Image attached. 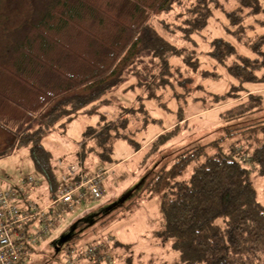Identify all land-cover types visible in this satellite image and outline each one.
Wrapping results in <instances>:
<instances>
[{
    "label": "trees",
    "instance_id": "trees-1",
    "mask_svg": "<svg viewBox=\"0 0 264 264\" xmlns=\"http://www.w3.org/2000/svg\"><path fill=\"white\" fill-rule=\"evenodd\" d=\"M74 1L78 5L76 8L87 6L118 25L119 34L114 41H107L88 31L80 21V10L77 12L72 8L71 0H58L56 8L46 11L42 21L31 27V32L12 58L0 63V158L16 147L27 146L46 137L61 119L70 121L91 105L94 110L110 104L106 96L122 85L128 74L141 78L139 84L144 93L139 96L138 105L122 109L120 121H105L102 117L95 127H88L85 138L90 144L82 147V155L97 153L100 162L110 164L109 168H112L115 166L116 141L124 139L136 152H140L142 146L135 137L152 121L144 102L153 101L161 109H166L165 94L172 92L180 103L178 126L164 132L148 146L147 156H153L179 134L180 123L187 121L184 107L194 90L204 91L201 83L193 88L198 81L197 75L200 74L204 81L219 77L218 72L202 70L196 49L177 45L179 40L191 45L195 43L194 36L207 28L213 17L212 8L218 0H161V4L148 9L146 15L135 23L122 22L110 16L97 3L98 0ZM233 1L239 6L226 14L230 23L228 32L238 43L250 45L260 58L237 54L236 47L222 38L211 43L208 55L216 63L226 66L227 72L238 83L232 85L226 94L213 95L212 101L218 106L237 102L220 114L222 121L228 124L226 136L187 151L178 158L170 172L162 168L149 184V191L161 196V226L155 232V238L176 252L181 264H264V205L258 200V190L252 179L254 172L264 177V121L244 130L247 143L242 144L238 137L230 142L240 130L231 124L262 111L264 104L262 93L245 88V85L262 80L257 73L264 68V36L249 38L243 26L249 17L264 13V0ZM57 20L95 39L108 52L101 60L68 47L55 34ZM49 47L72 54L86 65L87 70L76 75L63 73L45 60ZM235 56L238 60L227 65L228 59ZM24 60L36 62L59 74L65 85L49 91L34 84L28 76L22 75ZM175 60L180 62L179 66L174 65ZM15 84L26 87L30 93L22 95ZM209 148H214L216 153L208 155ZM32 154L38 173L50 187L51 194L46 196V201L51 202L59 190L54 164L42 145L34 147ZM201 159L203 161L195 165L186 178L187 167ZM87 204L95 202L84 205ZM114 218L115 215H111L105 218V222ZM68 246L72 250L77 248L72 244ZM119 246L116 243L110 252ZM35 251L36 248H32L31 252ZM96 255L95 259L89 257L91 263L98 260L96 264H101L102 259H98V253ZM29 261L31 258L23 259L21 264Z\"/></svg>",
    "mask_w": 264,
    "mask_h": 264
},
{
    "label": "rangeland",
    "instance_id": "rangeland-1",
    "mask_svg": "<svg viewBox=\"0 0 264 264\" xmlns=\"http://www.w3.org/2000/svg\"><path fill=\"white\" fill-rule=\"evenodd\" d=\"M57 2L58 0H0V63L8 62L12 58L15 50L31 32V27L42 21L48 9L56 8ZM97 3L110 16L122 22L135 23L146 15L148 9L161 4V0H98ZM71 5L77 12L80 10V21L88 31H92L98 37H104L107 41H114L117 38L120 28L111 23L107 17L99 15L87 6L76 8L78 5L74 0H71ZM238 6V3L233 0H218L217 5L212 8L213 17L209 25L203 32L194 36L195 43L191 45L183 40L178 41L177 45L180 47L196 49L202 70L218 72L219 77L217 80L204 81L200 74L197 75L198 81L193 88L195 89L201 83L204 91L194 90L192 98L188 99L184 107L187 121L180 123L181 128L177 137L164 145L161 151L153 156H147L150 151L148 146L154 140L164 132L171 131L178 126L177 111L180 103L176 101L172 92L165 94L166 109H161L153 101L144 102L152 121L135 137L136 142L142 146L140 152H136L124 139L116 141L113 155L115 166L112 168H109L110 164L104 165L100 162L97 153L88 152L85 157L82 155V147L90 144V141L85 138V131L88 127H95L102 117H105V121H120L119 114L122 109L138 105V98L144 93L139 84L141 78L128 74L125 82L106 96L111 101L110 104L96 107L94 110L91 105L79 111L70 121L65 118L61 119L50 129L51 132L46 137L27 146L16 147L5 157L0 158V184L15 186L23 179L29 178L30 175L41 178L43 180L41 189L34 197L42 199L45 203L48 202L46 196L51 194V190L34 164L32 154L34 147L42 145L51 163L55 168L58 166L61 172L75 163H80L87 174L96 173L103 168L108 169L104 176V198L95 204L79 206L74 213L68 214L59 227L54 228L51 235L40 240L31 261L26 264H96L98 260L91 263L89 257L94 256L87 254L89 246L94 245L99 254L98 259H102L101 264H124L126 262L181 264L178 254L169 246H163L155 238V232L161 226L159 215L161 196L155 191H149V184L159 175L162 168L166 171L171 170L178 158L187 151L226 136L225 129L228 124L222 121L220 114L237 102L232 101L229 104L218 106L212 101L213 95L226 94L232 85H238V83L227 72L226 66L216 63L208 55L211 43L216 38H222L236 47L237 54L260 58L251 50L250 45L245 46L238 43L228 32L230 23L226 14L236 10ZM56 24L58 25L54 27L55 34L63 39L62 41L68 47L79 53L82 52L90 58L94 55L102 60L103 55L108 52L95 39L89 38L70 25L65 26L59 20ZM243 26L249 38L264 36V13L249 17ZM47 50L44 55L45 60L54 64L63 73L76 75L87 70L86 65L77 61L72 54L54 47H49ZM262 50L264 51V46ZM237 60L238 56L232 57L226 64ZM23 64L22 75L28 76L34 84L49 91H56L65 85V81L59 74L44 66L28 60H24ZM179 64L178 60L174 61L175 66ZM257 75L262 80L245 85V88L250 92L262 93L264 96V68ZM17 86L22 95L30 93L26 87ZM208 108L211 109L208 110ZM260 121H264V104L262 111L231 124L240 130L237 131L238 136L232 137L230 142L238 137L242 144L247 143L244 130ZM207 153L208 155L214 154L216 150L209 148ZM60 161L63 164V170L60 167L62 165L58 164ZM201 161L203 160L191 163L187 167L186 178L191 175L194 166ZM252 179L258 190V200L264 205V177L254 172ZM144 187L147 188L144 190ZM144 195L146 196L143 197ZM111 215H115L114 220L105 222V218ZM33 227L31 224L30 231ZM116 243L120 246L110 252L111 247H114ZM69 244L77 248L69 249Z\"/></svg>",
    "mask_w": 264,
    "mask_h": 264
},
{
    "label": "built area",
    "instance_id": "built-area-1",
    "mask_svg": "<svg viewBox=\"0 0 264 264\" xmlns=\"http://www.w3.org/2000/svg\"><path fill=\"white\" fill-rule=\"evenodd\" d=\"M58 164L63 170L61 161ZM56 168L59 190L51 202L34 197L41 189V178L30 175L17 186L0 184V264H21L23 259L32 258V248L38 247L68 214L104 197L105 170L89 175L80 163L63 172ZM31 224L34 227L30 231ZM96 251L90 247L87 254L96 258Z\"/></svg>",
    "mask_w": 264,
    "mask_h": 264
}]
</instances>
